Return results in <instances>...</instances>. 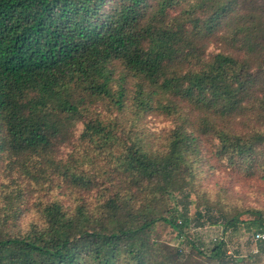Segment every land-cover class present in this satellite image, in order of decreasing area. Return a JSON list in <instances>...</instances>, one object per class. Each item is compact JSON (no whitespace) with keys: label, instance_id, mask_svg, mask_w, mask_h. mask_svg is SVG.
<instances>
[{"label":"trees","instance_id":"trees-1","mask_svg":"<svg viewBox=\"0 0 264 264\" xmlns=\"http://www.w3.org/2000/svg\"><path fill=\"white\" fill-rule=\"evenodd\" d=\"M152 114L174 124L155 140ZM204 143L264 184V0H0V264H237L224 240L186 253L159 236L189 226ZM15 175L75 207L40 201L17 231ZM244 214L264 229L256 208L226 228Z\"/></svg>","mask_w":264,"mask_h":264},{"label":"rangeland","instance_id":"rangeland-1","mask_svg":"<svg viewBox=\"0 0 264 264\" xmlns=\"http://www.w3.org/2000/svg\"><path fill=\"white\" fill-rule=\"evenodd\" d=\"M216 46L213 45L210 50L213 51ZM98 111L104 116L107 115L106 105L99 104ZM123 115L122 117H124ZM174 127L173 121L163 116L149 115L144 121L142 127L147 131V135L153 140L162 137L168 130ZM84 126L79 124L76 132V148L81 144L78 141ZM72 147H63L62 154L65 159L70 155ZM209 144L204 143L203 160L200 163L199 193H193L188 199L187 217L190 221L184 235L178 236L170 226L164 225L159 228V236L174 247H179L188 253L191 246L188 243H194L204 252L209 253L214 243L224 240L228 246V254L232 259H240L237 264H244V261L253 256L258 260V264H264L263 244H255L250 236L255 229H249L247 221H252L257 216L254 214H244L239 219L244 221L238 226L237 230L227 229L226 221L230 219L226 212H232L235 208L249 209L256 208L264 212V184L256 180H247L239 173L233 172L228 167V163H222L215 159L211 153ZM210 161V165L206 161ZM18 181V186L23 196L21 209L23 215L16 223L17 231H26L32 223L41 222V217L37 209L40 201L51 202L58 200L66 208L75 207L74 197L71 191L65 188H55L51 192L34 191L35 187L23 179ZM0 183L10 184V179L6 173L0 172ZM96 193L87 197L89 202L95 200ZM173 205L179 204L181 197L176 199ZM178 206V205H177ZM181 209V208H179Z\"/></svg>","mask_w":264,"mask_h":264},{"label":"built area","instance_id":"built-area-1","mask_svg":"<svg viewBox=\"0 0 264 264\" xmlns=\"http://www.w3.org/2000/svg\"><path fill=\"white\" fill-rule=\"evenodd\" d=\"M251 240L255 244H259L261 242H264V229L263 230H255L253 234L250 236Z\"/></svg>","mask_w":264,"mask_h":264}]
</instances>
